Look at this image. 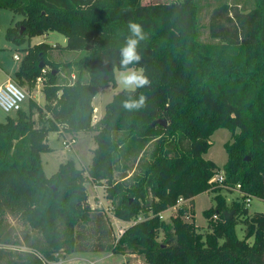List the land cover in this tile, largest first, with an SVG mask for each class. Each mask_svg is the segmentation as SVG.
I'll return each mask as SVG.
<instances>
[{
	"label": "trees",
	"instance_id": "obj_1",
	"mask_svg": "<svg viewBox=\"0 0 264 264\" xmlns=\"http://www.w3.org/2000/svg\"><path fill=\"white\" fill-rule=\"evenodd\" d=\"M217 1L208 43L199 33V0H0V10L23 17L7 30L9 42L23 46L55 32L67 39L65 49L84 53L72 63L75 82L61 86L59 64L48 59L52 47L24 50L15 81L34 89L43 78L46 105L32 100L29 112L0 121V264H52L75 253L139 255L147 264H264V213L250 216L246 197L229 205L223 195L226 186L240 185L264 201V0ZM129 20L149 33L137 67L143 66L151 86L136 92L147 95V104L126 112L120 102L128 93L121 91L94 125V98L116 89ZM47 67L51 71L43 74ZM159 119L167 128L151 125ZM220 129L231 132L223 170L204 158ZM61 131L74 139L95 132L97 148L86 172L70 160L48 178L42 154L52 152L48 136ZM222 173L225 184L214 182ZM87 182L107 183L114 216L130 224L120 238L107 213L90 206ZM208 192L217 195L204 212V235L195 223L194 199ZM181 199L187 204L179 207ZM176 207L170 224L160 218ZM9 216L32 232L19 236ZM240 222L243 240L235 231Z\"/></svg>",
	"mask_w": 264,
	"mask_h": 264
},
{
	"label": "rangeland",
	"instance_id": "obj_2",
	"mask_svg": "<svg viewBox=\"0 0 264 264\" xmlns=\"http://www.w3.org/2000/svg\"><path fill=\"white\" fill-rule=\"evenodd\" d=\"M180 0H143L145 4L149 3H156V4H166L171 2H179ZM200 2V27H199V33L201 40L204 42L212 43L213 40L210 37V30H209V24H210V17L212 14L213 9L218 5L217 0H199ZM14 17L23 18L22 16L15 15L13 12L6 10L3 15L0 17V85L6 81V79L9 76H12V80L15 81V77H13L15 71L19 69L22 60L25 56L24 50L30 46H34L40 43H47L52 47L48 54V59L54 63L59 64V85L64 86L66 84H73L76 80V77H72V74L75 76L77 75L78 71L77 68H75L72 63L79 60L82 56H84V53L81 52H74L69 51L65 49L67 45V39L59 34V33H51L52 35L49 37H45L42 39H32L26 43L24 46H16L15 44L9 42L6 38L7 30L12 27V20ZM15 56H18L20 58V62L16 61L14 59ZM47 72L50 70V67L45 68ZM119 71H116V76L118 75ZM85 73V72H84ZM85 79L89 80V75L85 74ZM44 81V80H43ZM18 84V83H17ZM45 81L43 84H40L38 81L36 83V87L34 89H30L29 85L27 84L24 87H21L26 95H27V101L24 104L23 110L25 112H29V106L30 101H35L39 106L42 108H45L46 101L43 94V88H44ZM123 91L118 85L116 86V89L112 88L111 86L109 89L98 97L96 100V103H100L101 100H103V103H108L111 101L112 93H119ZM33 119L35 121H38V118L40 116V113L37 110L33 111ZM44 114H48L46 111H44ZM100 116L97 113V110L93 113ZM104 112L101 114L100 120L104 116ZM12 116H15L16 114H11ZM8 115L4 113L0 109V121L5 122L6 117ZM93 124V122H92ZM95 123L94 125H96ZM95 132L91 133H81L79 134L76 139V144H74L72 147H67L64 145V142H69L73 137L69 134H65L62 131L57 134H52L53 138H51V144L56 147L57 152L54 154L50 153H44L42 154V163L43 168L46 176L50 178L55 174L59 167L62 164L67 163L70 160H76V167L80 170H84L86 172L88 168L92 164L93 159V151L97 148L94 136ZM49 137V136H48ZM231 140V132L227 129H220L214 133V135L211 137L210 142L212 144L211 149L207 153V155L204 156L206 160L214 161L221 170H223L224 165L227 163L228 160V154L225 150V144ZM78 154V156L75 157V155ZM133 171L137 169V163L133 165ZM131 171V172H133ZM120 174L116 175V180H120ZM107 183L103 182L102 185H94L91 184V182L86 183V188L88 191L90 206L94 209H100L107 213L114 233L117 235L118 229L120 227L127 228L124 223L121 221L119 222L117 218L114 216L113 213V206L111 203L107 200ZM217 194L213 192L204 193L197 197L196 203H195V223L198 227V231L202 234H207L209 232L208 227V220L204 216V212L210 209L212 206H214L215 201L214 197ZM223 195H225L227 199V203L231 205L233 202H243L244 199L242 196L235 191H231L228 189H225L223 191ZM187 204V202L183 203L181 202L180 206ZM179 207L176 210H170V212H164L163 215V221L166 223H171V220L174 216H176L177 211ZM248 210L249 215L253 216L256 213H264V201L252 197L251 202L249 204ZM169 211V210H168ZM139 218H143L140 216ZM138 218V219H139ZM8 223L14 227L15 232L22 236L25 232H32L29 227H27L25 224H23L19 219L13 218V217H7ZM140 220V219H139ZM188 222H191L190 219H185ZM236 235L238 239L243 240L246 236V228L243 223H239L236 227ZM159 241H163V234L160 235ZM250 242H253L251 239ZM9 249L13 250H26L27 248L23 246H9L7 247ZM69 256L62 258L60 256V261L62 264L65 262L66 259H68ZM79 257V256H75ZM83 260L76 262L74 264H147L145 259L142 256L139 255H113V254H107V253H88L87 255L80 256ZM55 264V263H52Z\"/></svg>",
	"mask_w": 264,
	"mask_h": 264
},
{
	"label": "clouds",
	"instance_id": "obj_3",
	"mask_svg": "<svg viewBox=\"0 0 264 264\" xmlns=\"http://www.w3.org/2000/svg\"><path fill=\"white\" fill-rule=\"evenodd\" d=\"M128 34L124 38L123 44L119 47V72L116 76L117 85L128 93L126 98L121 100L120 106L126 112H136L143 109L148 97L144 93L138 96V89L151 86V81L146 75L141 61L143 59L140 52L142 42L149 39V33L145 31L144 26L134 20H129L127 23Z\"/></svg>",
	"mask_w": 264,
	"mask_h": 264
},
{
	"label": "built area",
	"instance_id": "obj_4",
	"mask_svg": "<svg viewBox=\"0 0 264 264\" xmlns=\"http://www.w3.org/2000/svg\"><path fill=\"white\" fill-rule=\"evenodd\" d=\"M15 60H19L18 56L14 57ZM47 71L43 70V74H46ZM38 82L40 84H43V78H39ZM27 101V95L25 91L19 86L17 83H15L13 80H8L5 84H2L0 86V109L6 113L7 115L18 112L20 110H23L24 104ZM100 121V118L93 114L92 122L98 123ZM76 139L72 138L69 142H64V145L67 147H72L74 144H76ZM214 182H218L220 184H225L226 177L222 173L220 175H217L214 180ZM226 189L238 192L242 197H246L245 202L246 205L249 206L251 202L252 196H249L241 191V186L237 185L235 188L226 186ZM181 202L185 203L182 199L179 201V205ZM160 218L163 219V215L160 214ZM217 219V217H215ZM140 219V220H139ZM137 222L142 221L141 218H139ZM130 225V224H128ZM127 228L120 227L117 232V237L120 238L126 231ZM61 262L55 263L59 264ZM92 264V263H91Z\"/></svg>",
	"mask_w": 264,
	"mask_h": 264
},
{
	"label": "crops",
	"instance_id": "obj_5",
	"mask_svg": "<svg viewBox=\"0 0 264 264\" xmlns=\"http://www.w3.org/2000/svg\"><path fill=\"white\" fill-rule=\"evenodd\" d=\"M6 10H0V17H1V15H3V13L5 12ZM9 11V10H8ZM23 20V18L21 19V18H17V17H14L13 18V20H12V27H14L15 25H16V23L17 22H19V21H22ZM12 27H10V28H12ZM51 33H55V32H49V33H46V34H44V35H42V36H39V37H35V38H33V39H42V38H45V37H49V35L51 36L52 34ZM32 40V39H31ZM40 44H47V43H40ZM40 44H37V45H40ZM26 45V44H25ZM24 46V45H23ZM34 46H36V45H34ZM34 46H30V47H34ZM50 46V45H49ZM21 47V46H20ZM29 48V47H28ZM28 48H26V49H28ZM16 61H21L20 60V58H19V60H16ZM19 69H17V71H18ZM17 71H15V73L17 72ZM15 73H14V75H13V77L15 76ZM72 77H74L75 78V75L74 74H72ZM8 80H12V76H9L7 79H6V81L5 82H3L2 84H5ZM1 84V85H2ZM0 85V86H1ZM109 89V87L108 88H106V89H103V90H101L99 93H98V95L94 98V100H93V103H92V105H93V107H94V112H95V110H97V113L101 116V114L104 112L105 113V108H106V106L113 100V98H114V96L117 94V93H112V96H111V101H109L108 103H103V100H101L100 101V103H96V100L98 99V97L99 96H101L102 94H104L107 90ZM99 116V118H101ZM93 124H95V123H93ZM58 133V132H57ZM57 133H51L50 135H49V137H48V144H49V146H50V148L52 149V152H50V154H54V153H56L57 152V150H56V147H54L52 144H51V138H53V136H52V134H57ZM76 156H78V154H76L75 155V157ZM72 161H74L75 163H76V160H72ZM214 162V161H213ZM54 175V174H53ZM196 199H197V197L194 199V201H195V203H196ZM89 203H90V201H89ZM177 209V207L176 208H173V209H170V210H176ZM170 210L169 211H166V212H170ZM165 212V213H166ZM118 220V219H117ZM119 222H121L120 220H118ZM124 224L123 225H125V227H127L128 228V223H126V222H124V221H122ZM88 253H75V254H72V255H70L69 257H68V259H66L65 260V262L64 263H62V264H74V263H76V262H79V261H82L83 259L80 257V256H82V255H87ZM108 254V253H107ZM75 256H79V257H75Z\"/></svg>",
	"mask_w": 264,
	"mask_h": 264
},
{
	"label": "water",
	"instance_id": "obj_6",
	"mask_svg": "<svg viewBox=\"0 0 264 264\" xmlns=\"http://www.w3.org/2000/svg\"><path fill=\"white\" fill-rule=\"evenodd\" d=\"M44 66H45L44 64H41V68H43ZM151 125L152 126H157L158 125V126H162L164 128H167L168 121L166 119H159V120H155ZM233 215H234V212H232L230 214L225 213L226 220H231Z\"/></svg>",
	"mask_w": 264,
	"mask_h": 264
}]
</instances>
